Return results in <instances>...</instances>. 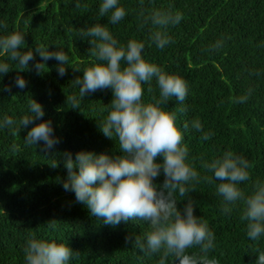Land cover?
<instances>
[{
	"label": "trees",
	"instance_id": "16d2710c",
	"mask_svg": "<svg viewBox=\"0 0 264 264\" xmlns=\"http://www.w3.org/2000/svg\"><path fill=\"white\" fill-rule=\"evenodd\" d=\"M102 2L0 0V37L20 32L25 43L20 51L31 50L35 57L19 72L17 62L0 54V61L7 62L11 69L0 74V121L10 116L18 125L23 116L31 115V98L45 112L42 119L19 128L16 135L13 130L17 125L0 128V264H26L23 248L32 233L38 239L65 243L78 253L69 264L159 262V254L146 255L135 246L136 237L143 238L148 230L147 224L137 220L122 221L115 227L105 225L85 204L77 202L74 192L63 187L69 176L64 153H71L73 160L81 151L121 154L116 137H106L100 125L110 110L113 91L97 90L80 97L81 85L73 83L83 77L84 69L95 59L89 52L92 38L81 32L97 23L107 26L121 45L126 46L131 39L144 43L146 60L186 81V99L181 103L173 97L164 108L175 113L176 126L190 150L189 162L201 180L192 182L194 191L188 197L177 195V207L183 211L190 197L194 215L207 221L215 234L209 258H216L219 264H256L259 253L254 249L264 251V236L258 241L247 237V222L240 219L242 203L238 202L231 213H223V200L216 192L219 181L202 163H211L230 150L253 165L249 169L251 179L239 185L246 194L251 193L257 179L264 183V0H143V4L141 0H119L126 16L116 25L109 23L111 13L100 16ZM152 9H170L183 15L180 24L164 29L172 42L163 50L152 44L153 26L140 16L142 10L146 17ZM218 42L221 46L213 48ZM38 45L49 52L63 51L69 57L64 76L58 72L59 61L45 62L35 52ZM37 62L45 63V72L38 74L34 67ZM18 75L27 82L24 89L15 85ZM7 86H11V92L2 90ZM142 87L145 103L152 95L159 96L155 78L151 85L144 83ZM249 88L253 91L247 102H233L246 95ZM73 96L79 108L72 109V103H67ZM195 118L200 119L204 131L212 134L210 140L202 141V133L192 129ZM46 121H51L59 143L50 150H43V142L27 146V133ZM13 145L17 146L15 151ZM54 162L56 167L51 166ZM156 162L163 163V157H157ZM204 176L213 177V182H205ZM164 181L161 169L154 184L159 189ZM53 220L57 221L55 229L48 227ZM166 264L178 261L169 257Z\"/></svg>",
	"mask_w": 264,
	"mask_h": 264
},
{
	"label": "clouds",
	"instance_id": "9594fccd",
	"mask_svg": "<svg viewBox=\"0 0 264 264\" xmlns=\"http://www.w3.org/2000/svg\"><path fill=\"white\" fill-rule=\"evenodd\" d=\"M76 7H80L79 2ZM108 13H111L109 23L112 25L126 16L125 8L119 6V0H103L99 14L103 17ZM140 16L144 17L145 23L151 22L153 31L150 39L159 50L172 42L164 29L183 20L182 13L170 9H152L146 17L142 10ZM81 35L92 38L89 52L95 59L92 66L84 69L83 77L73 83L81 85L80 97L97 90L113 91L114 99L108 105L110 110L100 125L106 137H116L121 154L109 156L81 151L73 160L71 153H64L65 167L69 173L64 189L74 192L77 202L85 204L91 215L102 219L105 225L115 227L122 221L137 220L147 224L148 230L143 238L136 237L135 246L146 255L159 254L158 264H166L169 257L178 264H219L216 258H209L208 255L215 247V234L209 229L207 221L194 215L193 200L190 197L187 199L183 211L177 207V195L188 197L194 191L192 182L201 180L200 173L189 162L190 150L183 143V134L176 126L175 113L164 108L173 97L181 103L186 99V81L146 60L143 55L144 43L131 39L126 46L119 44L105 25L97 23L82 30ZM22 46H25L24 35L20 32L0 37V54H6L10 60L17 62L21 69L19 72L27 69L29 61L35 58L31 50L21 52ZM220 46L218 42L213 48ZM35 52L45 62L50 59L59 61V74H66L64 65L69 57L63 51L49 52L43 45H38ZM34 67L41 74L45 72L46 65L37 62ZM10 71V65L0 61V74ZM154 78L159 96L152 95L151 101L145 103L142 85H151ZM15 85L24 89L27 82L18 75ZM2 90L11 92V86ZM252 91L249 88L246 95L235 98L233 102H247ZM148 92H153L152 87L148 88ZM68 102L72 103V109L80 106L75 96L68 98ZM28 109L31 115L23 116L18 125L12 117L5 116L0 121V128L17 125L13 130V135H16L19 128H27L45 115L42 105L32 98L28 102ZM183 127L187 129L189 125L185 123ZM191 127L202 133V141L211 139L212 134L204 131L199 118L191 121ZM24 142L27 146L43 142V150H50L59 140L53 136L51 121H46L32 127ZM16 148L13 145V151ZM157 157H163V163H157ZM51 166L57 165L54 162ZM252 166L243 156L230 150L214 158L211 163H202V167L211 171L214 179L219 181L216 192L222 197L223 213H231L238 202L242 203L240 219L247 222V237L258 241L264 236V183L257 179L249 194L239 187L251 179L249 169ZM161 169L165 181L158 189L154 179L161 174ZM202 179L213 182V177L204 176ZM56 222L50 221L48 227L55 229ZM126 239L131 240V237ZM194 248L199 251L190 253L189 250ZM254 251L259 253L256 264H264V251ZM23 253L26 264H69L78 255L67 244L38 239L35 233L27 239Z\"/></svg>",
	"mask_w": 264,
	"mask_h": 264
}]
</instances>
